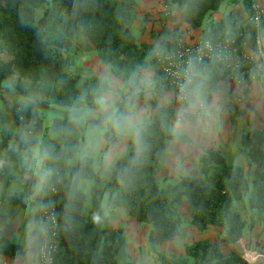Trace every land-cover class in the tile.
<instances>
[{"label":"trees","instance_id":"obj_1","mask_svg":"<svg viewBox=\"0 0 264 264\" xmlns=\"http://www.w3.org/2000/svg\"><path fill=\"white\" fill-rule=\"evenodd\" d=\"M224 1L173 0L191 29L203 27L206 16L217 12ZM236 1L247 15L251 12V0ZM135 8L136 0H0V53L9 56L0 58V93L9 88L35 103L71 110L100 108L111 91L106 78L71 72L77 35L91 44L108 73L121 81L103 138L108 145L127 135V150L110 164L101 159L96 170L89 157L71 163L83 142V126L77 119L54 117L45 127L35 107L14 112L18 148L27 153L37 150L47 168L39 199L42 206L54 205L57 211L55 264H135L126 250L123 230L109 226L100 207L105 195L109 210L123 208L126 216L149 226L146 251L157 264H248L239 252L224 255L222 245L236 244L248 221L259 222L264 235V130L241 136L247 170L228 164L218 151L203 150L197 177L185 176L160 186L155 174L167 142L187 138L170 130L173 103H158L166 87L154 54L173 49L181 35L178 26L163 27L157 41L139 42L131 33ZM240 30L249 42L254 41V26L229 13L204 27L201 38L220 41ZM260 30L264 37V17ZM207 66L227 76L215 62L197 64L194 71L197 74ZM148 70L154 71L152 115L144 127H128V112L147 94L142 79ZM80 180L90 181L87 213H83L86 195L78 187ZM184 204L191 226L201 233L220 227L222 236L215 241L195 239L185 244L179 256L160 251L179 234ZM22 254L19 246L0 239V255Z\"/></svg>","mask_w":264,"mask_h":264},{"label":"crops","instance_id":"obj_2","mask_svg":"<svg viewBox=\"0 0 264 264\" xmlns=\"http://www.w3.org/2000/svg\"><path fill=\"white\" fill-rule=\"evenodd\" d=\"M225 1L220 6V8L228 7L225 14H222L219 8L211 15L209 23L203 24L201 28L191 29L181 9L173 0H136L135 20L131 26V33L139 42L151 43L162 37L163 27L171 29L178 26L179 34L186 42L191 43L201 39L203 28L210 22L218 21L229 13L238 18L234 10L240 8L241 3L236 0ZM246 19L247 16L241 21L245 23ZM90 64L86 63V68ZM220 68L225 71L223 67ZM150 71L153 77L154 71ZM92 74L106 78L111 87L105 104L98 109L64 111L52 105L24 99L9 88L3 89L0 93V239H7L23 251V254L17 258L0 255V264H38V240L43 225L39 217L42 207L39 197L48 176L47 168L38 157L37 150L27 153L18 148L19 131L14 124V112L17 109L31 106L38 110L41 118L44 114L60 112L62 116H72L80 123H85L88 132L86 135L83 131V142L79 146L78 153L82 146L90 147L93 156H82L75 163L84 157H89L93 164L97 163L98 168L101 159H105L110 164L122 157L127 150V135L121 142L108 145L103 138L117 99L112 100V94L114 90H120L121 81L108 72ZM223 75L213 66L204 67L197 74L195 73L196 78L190 86V100L186 103L179 102L173 91L167 88L158 98V103L161 105L173 103L174 116L170 130L172 133L185 136L187 141L167 142L162 162L155 174L157 180H163L165 184L173 181L177 183L185 176L197 177L201 168L200 157L203 150L218 151L227 162L233 156L232 160L236 164L231 165L241 166L247 170V162L241 154V136L251 130H264V87L259 80L237 86ZM151 80L153 91L154 82L152 78ZM151 98L149 99L147 93L142 101L131 108L126 117L128 127L132 125L144 127L149 122L152 115ZM146 99H149L150 109L148 106L144 109L141 106ZM200 102L204 104V108L201 114L196 116V107ZM179 114L184 115V120L181 122L177 120ZM81 184L83 180L78 183L79 189ZM82 191L86 195V192ZM101 209L108 217L109 226L122 228L115 223L114 217L119 215L127 218L123 208L109 210L106 203ZM123 232L126 237V250L130 256L129 236L126 230ZM202 233L200 239L215 241L222 236V229L209 227ZM222 251L224 255L232 251L239 252L248 264H264V235L261 224L256 221L249 224L248 221L242 238L236 244H223Z\"/></svg>","mask_w":264,"mask_h":264},{"label":"built area","instance_id":"obj_3","mask_svg":"<svg viewBox=\"0 0 264 264\" xmlns=\"http://www.w3.org/2000/svg\"><path fill=\"white\" fill-rule=\"evenodd\" d=\"M250 9L246 20L255 28L253 42L248 41L243 30L229 34L220 41L201 38L188 43L183 36H179L173 49L155 52L154 57L162 72L165 87L173 91L179 102L190 100L194 66L204 62L218 63L226 71L227 79L237 86L259 80L264 87V45L260 30L264 0H251ZM203 108L204 104L198 103L195 115L199 116ZM177 120L183 121L184 115L179 114ZM39 217L43 225L38 240V264H55L59 231L55 206H42Z\"/></svg>","mask_w":264,"mask_h":264},{"label":"rangeland","instance_id":"obj_4","mask_svg":"<svg viewBox=\"0 0 264 264\" xmlns=\"http://www.w3.org/2000/svg\"><path fill=\"white\" fill-rule=\"evenodd\" d=\"M228 0H226L225 2H227ZM224 3V2H223ZM222 3V5H223ZM234 6V5H233ZM232 6V8H233ZM228 8V7H227ZM227 8H225V6H222L221 9V13L225 14ZM234 12L236 13V15L238 16L239 20H244V18H246L247 14L245 13L242 4L240 5V8H235ZM212 15V14H211ZM211 15H207L204 21V24L209 23L210 17ZM226 16V15H225ZM132 31L135 33L134 28H132ZM73 51H74V57L76 59L75 64L72 66L71 68V72L72 73H83V74H92L94 72L96 73H107L108 70H106L107 68H105V66L103 67V64H101L97 58H96V54L95 52H93L92 50V46L91 44L82 36L77 35L74 39L73 42ZM92 51V52H91ZM0 58L2 60H7L9 58L8 54H6L5 52L0 53ZM86 63H91L88 68ZM152 72L150 70L145 71L144 72V76H143V87L144 89L147 91L149 99L152 97L150 95H152ZM117 90L113 92L112 94V100L117 98ZM149 99L144 100L141 104L142 108L144 109L145 107L148 106V109H150V102ZM57 107V106H56ZM57 109L60 110H71V109H65V108H60L57 107ZM53 116H60V117H65L62 116V114L60 112H57L55 114H44L42 117V121L44 126H48L50 125ZM83 124V126H85L83 128V131L86 133L87 135V128L85 123H81ZM241 144V143H240ZM92 150L90 147L86 148L83 146L80 149V152L78 154H76L72 159H71V163L74 164L75 161L79 158H81L82 156H89L92 157ZM237 155V154H236ZM233 157V156H232ZM231 160L228 162V164H236L234 160ZM97 168V163L95 162L93 164V169L96 170ZM160 186L164 185L163 180H157ZM176 182L173 181L171 184H175ZM89 187H90V181L89 180H83V184H81V189L84 190L86 192V199L84 202V206H83V213H87L90 208H91V204H90V195H89ZM108 195H105L104 200H102V202L100 203L101 207H105L106 203L108 204ZM181 212H182V217H183V225L180 229L179 234L172 240L169 241L165 244H163L162 246L159 247L160 251H165L167 253H173L176 255H182L184 252V246L185 244L195 240V239H200L203 236V233L199 232L195 227L191 226L189 223V210L187 208V205L184 204L181 208ZM124 218L122 216L116 215L114 217V221L116 224H118L119 226H122V230H126L128 236H129V240H128V249L130 252V260L133 261L135 264H157V261L155 259V257L151 254H149L146 251V237H147V233L149 230V226L147 224L144 223H140L137 222L136 220H134L132 217H128Z\"/></svg>","mask_w":264,"mask_h":264}]
</instances>
